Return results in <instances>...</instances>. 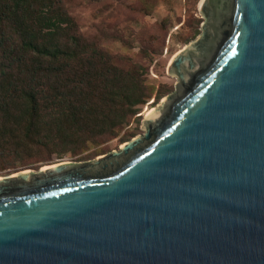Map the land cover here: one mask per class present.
<instances>
[{"label":"water","instance_id":"1","mask_svg":"<svg viewBox=\"0 0 264 264\" xmlns=\"http://www.w3.org/2000/svg\"><path fill=\"white\" fill-rule=\"evenodd\" d=\"M198 9L141 133L0 175V264H264V0Z\"/></svg>","mask_w":264,"mask_h":264},{"label":"trees","instance_id":"2","mask_svg":"<svg viewBox=\"0 0 264 264\" xmlns=\"http://www.w3.org/2000/svg\"><path fill=\"white\" fill-rule=\"evenodd\" d=\"M152 94L143 65L87 39L63 0H0V161L9 167L114 138L140 122Z\"/></svg>","mask_w":264,"mask_h":264},{"label":"rangeland","instance_id":"3","mask_svg":"<svg viewBox=\"0 0 264 264\" xmlns=\"http://www.w3.org/2000/svg\"><path fill=\"white\" fill-rule=\"evenodd\" d=\"M199 1L63 0L69 13L77 21L80 32L87 39L116 58H130L143 65L153 94L142 106L140 122H130L114 138L100 144H91L79 155L71 156L69 152L54 153L51 160L24 166L18 164L15 167H9L8 163L0 161V175L21 169H38L58 161L85 160L78 157L96 151L99 152L97 155L103 154L118 148L127 134L141 133L143 114L165 94L175 89L176 77L168 73V63L176 52L199 34L196 35V32H200L203 20L198 9Z\"/></svg>","mask_w":264,"mask_h":264}]
</instances>
